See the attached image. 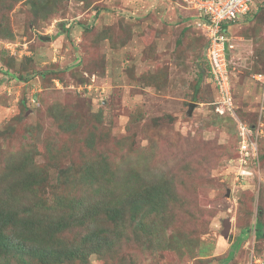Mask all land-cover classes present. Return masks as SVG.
<instances>
[{"label":"rangeland","instance_id":"374dc122","mask_svg":"<svg viewBox=\"0 0 264 264\" xmlns=\"http://www.w3.org/2000/svg\"><path fill=\"white\" fill-rule=\"evenodd\" d=\"M55 1L34 12L18 2L6 14L1 2L0 27L13 37L0 38V206L25 207L34 193L47 204L56 195L84 199L89 163L110 175L103 181L114 197L133 179L113 180L148 169L154 176L141 185L164 193L144 222L166 230L133 233L143 213L135 208L125 226L131 240L113 260L92 254L89 264H241L249 245L263 257L253 225L257 211L264 219V10L250 17L251 7L250 20L228 25L231 104L221 107L204 31L183 0ZM247 126L258 154L243 161ZM25 159L46 176L37 171L40 188L23 193L11 185ZM59 172L68 182L54 191ZM0 254V264H21Z\"/></svg>","mask_w":264,"mask_h":264},{"label":"trees","instance_id":"16d2710c","mask_svg":"<svg viewBox=\"0 0 264 264\" xmlns=\"http://www.w3.org/2000/svg\"><path fill=\"white\" fill-rule=\"evenodd\" d=\"M24 1L26 2V0H0V10L4 8L1 2L6 4V14L15 4ZM28 2L31 6V11L34 12L41 9L45 11L48 6L57 1L28 0ZM251 7H254V10L250 9L247 14L250 15L252 11L250 17H253L259 11L262 12L264 10V0L258 1ZM196 12L195 18L198 23L203 20V15L198 11ZM250 17H244L243 21L250 20ZM238 22H240L238 19H234L222 24V32L228 37V25ZM12 37L13 35L9 29L0 27V38L7 40L12 39ZM202 37L204 40L203 48H206L208 39L205 32H203ZM229 51L230 49L227 47L226 61L227 68L230 70L228 63ZM205 65L208 69L206 61ZM95 119L97 123L100 122L98 118ZM95 124L93 123V128L97 126ZM27 161L25 159L21 165L17 166L16 170L14 169L16 175L13 178V185H11L12 187L14 186V189L19 188L20 190L22 188L21 191L23 193L32 192L33 187L38 186L37 189L40 188L37 179L38 172L46 176V171L44 170H28L30 166ZM138 170L140 171L139 174L127 176L125 172L121 180L112 181L114 184L118 183L119 186H124L127 185L126 182L129 179H133L121 193L117 192L119 194L115 197L113 196L114 192L109 190L106 187L107 184L103 181V178L110 180V175H105V172L98 175L97 166L89 163L82 170L85 178L81 181V185L82 189H85L87 193L84 199L71 196L64 203L61 195H56L54 200L47 204L42 200L37 201L34 193L32 197H27L25 194V207L8 206L5 202L3 206H0V253H11L12 256L20 260L21 264H89V256L92 254L109 262V260H113L112 257L120 250L122 242L131 240L125 232V226H127L131 212L135 208H140L139 210L143 213L140 216V220L136 222L138 226L132 231L133 233H136V229H141L144 233H153L154 228H161L162 232H164L166 224L163 225L160 220L151 221L155 225L153 229L144 222L147 215L150 216L151 213L160 209L162 204H157L155 197L159 195L158 197L160 198L164 192L153 189L151 185L154 186V184L141 185V182L148 181L146 176L153 177L154 174L148 169L139 168ZM125 177H128V179L124 180ZM1 179L4 180V177H1ZM66 180L65 174L59 172L57 182L55 184L50 183L48 186L56 191V188L68 182ZM44 184L41 183L42 186ZM34 207L38 209V215L34 214ZM61 207L62 210L66 207L65 215V211L58 212ZM98 208L102 212L101 214L105 215V221H103L102 226L98 225L93 228V214L97 212ZM256 216L257 219L253 225L254 236L260 241L264 239V219L262 220L260 211L256 212ZM87 225L90 228L86 227ZM18 227H20L19 231H16ZM245 232L242 234L245 235ZM240 241L238 240L235 243V246L231 249L232 253L236 250ZM259 251L257 248L254 251L253 246L254 255L264 260V256L259 255Z\"/></svg>","mask_w":264,"mask_h":264},{"label":"built area","instance_id":"2783aa9c","mask_svg":"<svg viewBox=\"0 0 264 264\" xmlns=\"http://www.w3.org/2000/svg\"><path fill=\"white\" fill-rule=\"evenodd\" d=\"M183 1L186 2L189 7H192L203 15V20H201L200 26L208 39V44L205 48V61L214 85L221 96V102L219 101L215 103H220V105L222 103L223 106H230L231 92L227 81L226 49L227 47L231 48L232 45L229 44L226 34L222 32L221 25L230 20L239 19L245 16L248 11H250L254 0ZM218 110H220V108ZM252 130L251 126L244 127L243 130V139L241 140L242 142L239 148L243 161H245V159H257L258 146L256 140L250 138V136L253 135ZM257 131H259V129H257L256 132ZM245 173L248 172L245 171ZM248 174L252 175V173ZM241 264H264V260L254 255L253 245H249L248 257Z\"/></svg>","mask_w":264,"mask_h":264},{"label":"water","instance_id":"95a60500","mask_svg":"<svg viewBox=\"0 0 264 264\" xmlns=\"http://www.w3.org/2000/svg\"><path fill=\"white\" fill-rule=\"evenodd\" d=\"M48 38V37H47ZM194 106V103H190L189 106H188V112L190 113L192 108Z\"/></svg>","mask_w":264,"mask_h":264},{"label":"crops","instance_id":"0c3cea01","mask_svg":"<svg viewBox=\"0 0 264 264\" xmlns=\"http://www.w3.org/2000/svg\"><path fill=\"white\" fill-rule=\"evenodd\" d=\"M238 20H239V21H243V20H244V16L241 17V18H239Z\"/></svg>","mask_w":264,"mask_h":264},{"label":"clouds","instance_id":"9594fccd","mask_svg":"<svg viewBox=\"0 0 264 264\" xmlns=\"http://www.w3.org/2000/svg\"><path fill=\"white\" fill-rule=\"evenodd\" d=\"M245 261V260H244Z\"/></svg>","mask_w":264,"mask_h":264}]
</instances>
